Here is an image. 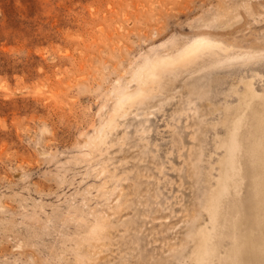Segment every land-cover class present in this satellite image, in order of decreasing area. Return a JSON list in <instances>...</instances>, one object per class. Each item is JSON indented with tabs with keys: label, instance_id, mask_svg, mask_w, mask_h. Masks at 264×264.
<instances>
[{
	"label": "rangeland",
	"instance_id": "374dc122",
	"mask_svg": "<svg viewBox=\"0 0 264 264\" xmlns=\"http://www.w3.org/2000/svg\"><path fill=\"white\" fill-rule=\"evenodd\" d=\"M250 80L264 0H0V264H264V105L213 212Z\"/></svg>",
	"mask_w": 264,
	"mask_h": 264
},
{
	"label": "bare ground",
	"instance_id": "6f19581e",
	"mask_svg": "<svg viewBox=\"0 0 264 264\" xmlns=\"http://www.w3.org/2000/svg\"><path fill=\"white\" fill-rule=\"evenodd\" d=\"M214 44H215V42H213L210 39H201V40H198L192 46V48L190 47L191 49H184L180 53V55H182V56L188 55L189 52L193 51V48H195L196 46L207 48V47L212 46ZM218 62H221L220 59H218ZM239 95L241 97L240 103L242 105V111L239 115L235 116L232 120L228 121L230 123L229 134H228L227 138L221 143L222 147L225 148L226 153H225V156L222 160L221 175L219 178H217L218 184H219V189L217 191V188H216L217 192H216V195H215L214 200H213L214 201L213 202L214 203L213 212H215V213H217V209L220 205L222 197L230 191V189L232 187L234 176L237 175L239 173V171L241 170L240 154L243 150V143H242V139H241L242 133H243L242 129L245 125H248V123H249L248 122L249 112L253 109L254 105L257 103L260 105H264V92L257 90V88L254 85L253 80L246 82L245 92L242 94H239ZM127 99L128 98H126V100ZM108 137H109V135H108ZM99 139L101 140V138H99ZM106 139H104L105 143L107 141ZM104 142L101 141V143H104ZM108 174H110V173H108ZM116 178L118 180L119 177L116 176ZM116 178H114V180ZM112 181H113V179H112ZM120 182H121V180H120ZM117 183L118 182H116V185H117ZM106 186H105V188H107ZM107 189H109V188H107ZM120 201L121 200H119L118 202H120ZM206 236H207V234H206ZM206 243H205V245H206ZM233 256H234L233 257V264H241V259L238 256V254H234ZM195 257H196L197 264H215L216 258H219L220 256L218 255V253L216 251H214L213 248H210L209 246H207V247L205 246V248H203L200 252H198ZM219 259L221 260V258H219Z\"/></svg>",
	"mask_w": 264,
	"mask_h": 264
}]
</instances>
